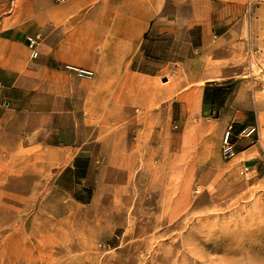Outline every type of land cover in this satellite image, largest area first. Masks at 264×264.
Returning <instances> with one entry per match:
<instances>
[{
    "label": "rangeland",
    "instance_id": "rangeland-1",
    "mask_svg": "<svg viewBox=\"0 0 264 264\" xmlns=\"http://www.w3.org/2000/svg\"><path fill=\"white\" fill-rule=\"evenodd\" d=\"M164 1L140 52L123 63L103 57L112 41L99 29L73 39L70 54L58 45L64 57L52 71V29L28 30L20 76L0 87V264H264V146L244 172L247 162L224 157L228 129L200 115L195 76L212 65L202 28L211 0ZM120 69L136 82L123 88L102 74ZM141 74L148 81L138 84ZM237 140L235 151L249 144ZM65 146L119 161L93 170L88 204L74 201L70 177L52 173V151Z\"/></svg>",
    "mask_w": 264,
    "mask_h": 264
},
{
    "label": "crops",
    "instance_id": "crops-1",
    "mask_svg": "<svg viewBox=\"0 0 264 264\" xmlns=\"http://www.w3.org/2000/svg\"><path fill=\"white\" fill-rule=\"evenodd\" d=\"M164 2L0 0V26L5 25L0 30V44L9 47L0 51L3 57L0 59V87L9 91L19 78L28 50L24 41L30 28L38 29L41 24L47 23L52 29V61L49 64L52 71H57L61 64L56 57H64L55 49L58 45L64 47L65 55L70 54L67 47L72 48L73 39L84 38L88 34L86 31L99 29L105 30L107 33L103 37L112 41L103 49V57H118L123 63L128 57H135L140 52L154 15L162 10ZM191 3H201V0H192ZM209 5L210 25L204 24L202 28L206 35L211 33L214 49L210 57V70L195 76L202 83L201 93L196 92L200 97V115L217 121L220 132L225 133L226 129H230L232 137L244 138L243 142L249 143L235 151V148H239V142H232L235 153L230 161L247 162V168H257L259 162L256 160L262 158L264 146V73L259 71L260 67L264 68V57H256V64L250 72L246 50L250 46L264 53V0H211ZM195 18L198 24H202L197 16ZM57 32L64 35L59 42L56 41ZM101 36L99 33L96 37ZM209 41L206 40L207 43ZM102 74L119 77L123 88L128 83L136 82L127 70H103ZM141 75L138 84L148 81L145 78L148 75ZM228 85H231L232 90L224 100L213 98L214 90ZM142 90V87H136L133 93L147 92ZM55 109L52 105V112ZM248 128L255 129L252 137L247 135ZM118 163V159L111 156L98 160L89 154L73 155L72 149L67 146L52 151L55 180L64 183V179L70 177L74 186L72 198L79 204H88L96 197V187L89 184L93 170L97 166H117Z\"/></svg>",
    "mask_w": 264,
    "mask_h": 264
},
{
    "label": "built area",
    "instance_id": "built-area-1",
    "mask_svg": "<svg viewBox=\"0 0 264 264\" xmlns=\"http://www.w3.org/2000/svg\"><path fill=\"white\" fill-rule=\"evenodd\" d=\"M38 39L39 37H35V38H28L29 42H30V48H33L31 51V57L35 58L38 55V51H37V45H38ZM263 56L264 57V53L261 52L260 50H256V49H252L250 46L247 48L246 50V56H247V62H248V69L251 72L253 65L256 64L255 59L256 57L259 56ZM260 67V66H258ZM67 69L71 72H74L77 77L79 78H87V79H91L94 75L93 71L89 70V69H83V68H78V67H73V66H67ZM261 73H264V68L260 67L259 70ZM255 132L254 128H248L247 129V135H251L252 133ZM231 134H230V129H228L225 133L224 136V144H223V154L225 158H229L232 156L233 152H234V148L233 145L231 143ZM248 171V168L246 167L244 169V172Z\"/></svg>",
    "mask_w": 264,
    "mask_h": 264
},
{
    "label": "trees",
    "instance_id": "trees-1",
    "mask_svg": "<svg viewBox=\"0 0 264 264\" xmlns=\"http://www.w3.org/2000/svg\"><path fill=\"white\" fill-rule=\"evenodd\" d=\"M231 90H232L231 87H227V88L224 89V90H223L222 88H220L219 90H214V91H213V98H214V99L217 98V99H223V100H224V99L228 96V94H230ZM216 116H217V115L214 114L213 117L216 118ZM232 128H233V127H232ZM243 128H244V127H243ZM241 129H242V127H241ZM241 129H240V130H241ZM240 130H239V131H240ZM243 130H244V129H243ZM230 134H231V132H230ZM230 137H231L230 139H231V143H232V134H231Z\"/></svg>",
    "mask_w": 264,
    "mask_h": 264
},
{
    "label": "water",
    "instance_id": "water-1",
    "mask_svg": "<svg viewBox=\"0 0 264 264\" xmlns=\"http://www.w3.org/2000/svg\"><path fill=\"white\" fill-rule=\"evenodd\" d=\"M166 81H167V79H166V78H163V79H162V82H166Z\"/></svg>",
    "mask_w": 264,
    "mask_h": 264
}]
</instances>
